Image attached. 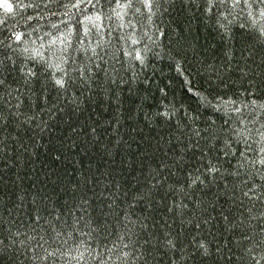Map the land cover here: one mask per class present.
<instances>
[{"label": "trees", "instance_id": "obj_1", "mask_svg": "<svg viewBox=\"0 0 264 264\" xmlns=\"http://www.w3.org/2000/svg\"><path fill=\"white\" fill-rule=\"evenodd\" d=\"M10 2L0 264H264V0Z\"/></svg>", "mask_w": 264, "mask_h": 264}, {"label": "snow or ice", "instance_id": "obj_2", "mask_svg": "<svg viewBox=\"0 0 264 264\" xmlns=\"http://www.w3.org/2000/svg\"><path fill=\"white\" fill-rule=\"evenodd\" d=\"M237 2H239V0H237ZM0 8L12 11V3L10 2V0H0ZM17 39H19V36H17ZM58 83H61L62 85V81H58ZM262 163H264V161H262Z\"/></svg>", "mask_w": 264, "mask_h": 264}]
</instances>
